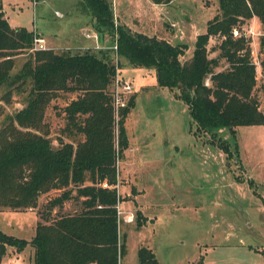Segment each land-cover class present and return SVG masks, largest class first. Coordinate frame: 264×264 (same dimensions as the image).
I'll use <instances>...</instances> for the list:
<instances>
[{
  "label": "trees",
  "instance_id": "obj_1",
  "mask_svg": "<svg viewBox=\"0 0 264 264\" xmlns=\"http://www.w3.org/2000/svg\"><path fill=\"white\" fill-rule=\"evenodd\" d=\"M82 2L98 38L108 36L115 51L33 49V36H40L22 26L11 27L0 11V89H4L0 100H8L14 91L23 94L21 108L6 116L0 127V208H34L38 197L52 190L59 194L47 201L48 210L78 199L73 213L49 221V212L41 214L45 222L36 223L29 241L0 231V260L6 246L20 251L26 245L33 250L31 264H118L125 255V233L120 235L118 229L115 161L127 147L123 123L134 94L123 106L114 107L112 85L119 59L133 67L153 68L157 85L187 106L195 135L215 137L222 129L234 132L238 126L264 124L255 93L257 64L243 27L253 17L264 26V0H217L218 12L197 35L186 58V44L115 22L108 0ZM215 36L220 41L209 48ZM108 51L115 55L116 65ZM19 54L24 59L13 72ZM59 92L74 95L60 110L66 139L59 137L53 145L43 119ZM220 140L219 146L231 157L229 144ZM139 218L136 211L137 224ZM261 252L264 256V247ZM136 260L158 264L153 251L144 246L137 248ZM194 264H203L202 259Z\"/></svg>",
  "mask_w": 264,
  "mask_h": 264
},
{
  "label": "rangeland",
  "instance_id": "obj_2",
  "mask_svg": "<svg viewBox=\"0 0 264 264\" xmlns=\"http://www.w3.org/2000/svg\"><path fill=\"white\" fill-rule=\"evenodd\" d=\"M108 1L115 22L173 44H186L185 58L192 54L197 35L205 32L208 20L218 12L217 0ZM0 10L11 27L35 30L43 45L56 51H82L74 44L83 38V31L94 32L82 0H0ZM243 27L257 64L255 93L264 112V26L253 17ZM102 38L109 42L108 36ZM219 41L211 37L208 47ZM111 57L116 65L112 51ZM23 59V54L14 57L13 72ZM119 63L116 70L123 80L115 75L117 87L127 83L130 89L119 90L118 99L125 103L134 94V104L123 123L127 147L115 161L118 229L120 235L125 233L126 246L118 264H137L140 246L150 248L158 264H194L200 259L203 264H264V203L260 198L264 197V124L238 126L234 132L222 129L215 137L195 135L187 106L168 88L139 87L157 84L153 68L133 67L124 59ZM73 95L59 92L45 110L43 121L53 145L59 137L66 139L60 110ZM22 103L23 94L16 91L8 100H0V127ZM219 138L229 144L231 157L219 146ZM136 189L139 192L130 199ZM58 194L57 190L41 194L34 208H0V231L29 241L36 223L45 222L41 215L45 211L49 221L78 210L77 198L48 210L47 201ZM127 215L131 221H126ZM32 254L29 245L20 251L6 246L0 264H31Z\"/></svg>",
  "mask_w": 264,
  "mask_h": 264
},
{
  "label": "built area",
  "instance_id": "obj_3",
  "mask_svg": "<svg viewBox=\"0 0 264 264\" xmlns=\"http://www.w3.org/2000/svg\"><path fill=\"white\" fill-rule=\"evenodd\" d=\"M55 13L58 14L57 12H55ZM235 34H236V32H235ZM82 35L85 38H98V36H97V34L95 32H93L92 34H90L88 31H83L82 32ZM43 43H44V41H43L42 38L36 37L35 35L33 36V43H32L33 44V49H40V50L47 49L48 47H45L43 45ZM81 49H88V48H81ZM89 49H96V50H98V49H102V47L99 46L98 44L97 45L95 44L92 48H89ZM108 49H111L112 51H115V44H112ZM117 79L118 78H115L114 81H113V84H115V87H114L115 91L113 92L114 107L115 108L117 106H123V104H124L122 101H120L118 99V91L119 90H123V89H125V90H129L130 89V87H129V85L127 83H123L121 85V88L118 89V87H117V81L118 80ZM116 210H117V215L120 214L119 209H118L117 206H116ZM125 219H126V221H131V216L130 215L129 216L127 215L125 217Z\"/></svg>",
  "mask_w": 264,
  "mask_h": 264
},
{
  "label": "crops",
  "instance_id": "obj_4",
  "mask_svg": "<svg viewBox=\"0 0 264 264\" xmlns=\"http://www.w3.org/2000/svg\"><path fill=\"white\" fill-rule=\"evenodd\" d=\"M1 11V10H0ZM55 12H57V11H55ZM1 13L3 14V12L1 11ZM58 14H59V16L61 15L59 12H57ZM91 16V15H90ZM4 17V16H3ZM5 18V17H4ZM6 19V18H5ZM90 20H91V22H93L92 21V18H90ZM7 21V20H6ZM15 27H18V26H15ZM35 33H36V31L35 30H33ZM37 34V33H36ZM40 38H42V37H40ZM43 39V38H42ZM44 41V40H43ZM99 45V46H101L102 47V49H100V50H105V49H107V48H109L111 45H110V43L109 42H107V41H105V39H103V38H85L84 36H83V38H80L79 40H77L76 41V44H74L75 46H78V47H80V48H92L94 45ZM74 45H72V46H74ZM48 48H52V46H47ZM107 55H108V57H111V51H108L107 52ZM116 77H118L119 79H121V80H123L122 79V77L121 76H119V72L116 70ZM125 82H129V81H127V80H125ZM157 84H153V85H151V86H146V85H144V84H140L139 85V87H142V88H145V87H152L153 89H157V86H156ZM130 86H131V84H130ZM137 190V189H136ZM117 192H118V194H119V187L117 186ZM139 191L137 190L136 191V193H133V194H131L130 196H129V198L130 199H134L135 197H136V194L138 193Z\"/></svg>",
  "mask_w": 264,
  "mask_h": 264
}]
</instances>
